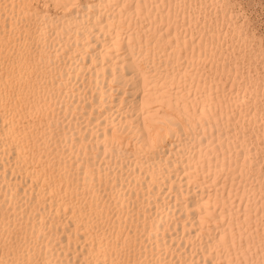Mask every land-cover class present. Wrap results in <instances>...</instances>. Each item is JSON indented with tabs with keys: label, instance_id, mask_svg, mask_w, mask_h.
I'll return each instance as SVG.
<instances>
[{
	"label": "bare ground",
	"instance_id": "bare-ground-1",
	"mask_svg": "<svg viewBox=\"0 0 264 264\" xmlns=\"http://www.w3.org/2000/svg\"><path fill=\"white\" fill-rule=\"evenodd\" d=\"M32 2L63 7L0 0V260L264 264V89L218 0Z\"/></svg>",
	"mask_w": 264,
	"mask_h": 264
},
{
	"label": "snow or ice",
	"instance_id": "snow-or-ice-1",
	"mask_svg": "<svg viewBox=\"0 0 264 264\" xmlns=\"http://www.w3.org/2000/svg\"><path fill=\"white\" fill-rule=\"evenodd\" d=\"M12 7L14 9L13 17L16 18L17 23H20L31 16L34 10L37 18H39L40 9H59L63 6L47 2L34 3L32 0H29V2L14 0ZM185 7L191 6L186 5ZM199 7L205 8L207 6L201 4ZM211 7L216 10L217 23L225 37V40L221 43V48L227 43L229 34L231 33V39L234 41V44L230 46L233 48L234 53L237 52V45L239 46V53L243 54L245 59H247L249 54L255 53L257 50L259 51L261 65L260 87L264 89V0H218ZM7 8L8 5L5 4V11H7ZM18 11H24L25 15L19 17ZM224 21L227 22V30L223 28ZM10 24L11 21L6 20V32L11 31ZM215 39H219V36L217 35ZM237 67H239V56L237 58ZM145 79L147 80L146 76ZM261 104L264 105V91L261 92ZM262 116H264V109H262ZM0 264H6V262L0 260ZM15 264H22V262L16 261ZM28 264H31V262L29 261ZM105 264H107V261H105ZM113 264H121V262L114 261ZM127 264H133V262L129 260Z\"/></svg>",
	"mask_w": 264,
	"mask_h": 264
},
{
	"label": "rangeland",
	"instance_id": "rangeland-1",
	"mask_svg": "<svg viewBox=\"0 0 264 264\" xmlns=\"http://www.w3.org/2000/svg\"><path fill=\"white\" fill-rule=\"evenodd\" d=\"M229 43V42H228ZM232 44H234V43H232ZM237 47V46H236ZM256 52H258V50L256 51ZM259 53V52H258ZM253 54V55H252ZM251 55H248L249 57H247V59H245V57H244V55L241 57L240 55H239V63H241V65L239 66L240 67V70H241V72L243 73V74H245L246 73V71L249 73V74H255L254 72H256V74L259 76H257L258 78H260V71H261V69H259L260 67H259V63H260V60L258 59V58H260V56L259 57H257V56H255V55H257V53H252ZM253 58H251V57ZM254 56H255V58H257L259 61H257V59H256V61H255V58H254ZM237 60V59H236ZM235 60V61H236ZM242 60V61H241ZM244 60V61H243ZM249 60V61H248ZM250 60H251V62H250ZM254 62V64H253V62ZM237 62V61H236ZM258 62V63H257ZM247 63H251V64H253V65H251V64H248V66L246 65ZM243 64L245 65V66H243ZM255 64H257V65H255ZM250 65V66H249ZM253 66V67H252ZM243 67L245 68L244 70H243ZM247 67V68H246ZM250 67L252 68V69H250ZM255 68H257V69H255ZM254 69V70H253ZM246 70V71H245ZM237 129V128H236ZM264 150L262 151V153H260V156H259V154H258V161H259V159L261 160V161H259V162H261V163H259V167H260V165H261V171H263L264 172ZM261 154H263V156L261 155ZM249 175H250V173H249ZM248 180V179H247ZM255 221H257V222H255ZM251 225H252V229H257V233L256 234H259L260 233V231H258L259 230V226H261L262 225V223H264V220L262 221L261 219L260 220H255ZM259 221V222H258ZM258 224H261V225H258ZM262 228L264 227V225H262L261 226ZM255 235V234H254ZM253 235V236H254ZM255 238H257L258 239V237H255ZM254 237L252 238V244H254V242L257 240V239H255ZM250 243V244H251ZM249 244V245H250Z\"/></svg>",
	"mask_w": 264,
	"mask_h": 264
}]
</instances>
